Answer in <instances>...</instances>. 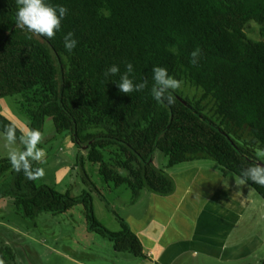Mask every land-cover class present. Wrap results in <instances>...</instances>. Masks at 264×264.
<instances>
[{
	"label": "trees",
	"instance_id": "16d2710c",
	"mask_svg": "<svg viewBox=\"0 0 264 264\" xmlns=\"http://www.w3.org/2000/svg\"><path fill=\"white\" fill-rule=\"evenodd\" d=\"M51 3L66 6L69 14L49 39L16 27L17 0H0V99H13L28 128L42 133L51 119L57 135L70 136L78 162L97 166L110 191L130 190V203L143 191L171 195L174 182L154 165L156 152L167 158L166 169L207 159L239 180L244 169L264 166L255 155L264 152V0ZM251 22L260 29L247 27ZM68 32L78 40L71 53L63 43ZM255 33L259 40L247 37ZM197 48L201 53L193 66L191 53ZM126 63L133 64L136 82L147 80L143 91L120 93L119 77L105 78L110 66L123 72ZM157 66L191 89L177 90L174 105L160 104L151 94V71ZM9 126L23 134L0 113V133ZM85 177L90 191L72 197L37 185V178L27 179L8 157L0 158V201H9L28 220L81 205L91 232L108 239L116 252L146 259L121 216L116 214L117 232L97 221L92 192L101 193ZM245 184L264 200V185ZM15 263L11 248L0 250V264Z\"/></svg>",
	"mask_w": 264,
	"mask_h": 264
},
{
	"label": "rangeland",
	"instance_id": "374dc122",
	"mask_svg": "<svg viewBox=\"0 0 264 264\" xmlns=\"http://www.w3.org/2000/svg\"><path fill=\"white\" fill-rule=\"evenodd\" d=\"M247 27L260 29L254 22ZM247 37L259 40L260 36L255 33L248 34ZM179 90L182 94L191 89L183 85ZM0 113L23 134L29 129L27 118L17 111L12 98L0 99ZM39 147L44 149L46 156L42 162H33L43 169V175L37 177L36 184L78 197L91 189L86 174L101 193L100 196L96 191L92 192L93 211L97 221L107 230H120L116 214L123 217V212H128L129 207L135 206L137 202L136 209L144 206L141 194L136 201L129 204L132 197L130 190L122 187L110 191L98 174L97 166L86 160L80 164L77 160L79 151L72 144L70 136L67 133L57 135L51 119L45 121ZM16 148L23 150V145L17 142ZM7 151L3 137L0 136V158L7 157ZM261 153L262 151L257 150L255 155L264 163V155ZM80 155L85 156V153L81 152ZM166 164L167 158L156 152L154 165L168 175L177 173L187 165L179 164L172 169H166ZM192 165L210 167L221 173L218 164L211 160H197ZM228 175L232 187L236 186L234 188L251 201L231 239L229 238L230 244L237 239H247L256 234L264 241V200L247 184H241L235 175ZM7 246L15 254V264H139L142 261L131 254L116 252L108 239L91 232L81 205L64 214L40 213L34 220H28L17 213L9 201H0V250ZM263 258L264 244L240 261L220 262L199 251L195 259L187 254L176 264H260Z\"/></svg>",
	"mask_w": 264,
	"mask_h": 264
},
{
	"label": "crops",
	"instance_id": "0c3cea01",
	"mask_svg": "<svg viewBox=\"0 0 264 264\" xmlns=\"http://www.w3.org/2000/svg\"><path fill=\"white\" fill-rule=\"evenodd\" d=\"M195 161L169 175L175 186L171 195L143 191L141 210L137 202L123 212L147 256L139 264H176L187 254L195 259L199 251L220 262L240 261L263 246L257 234L230 244L251 201L232 187L228 174L193 166Z\"/></svg>",
	"mask_w": 264,
	"mask_h": 264
},
{
	"label": "clouds",
	"instance_id": "9594fccd",
	"mask_svg": "<svg viewBox=\"0 0 264 264\" xmlns=\"http://www.w3.org/2000/svg\"><path fill=\"white\" fill-rule=\"evenodd\" d=\"M18 10L16 12V27L30 33L38 34L49 39L55 37L61 30V24L69 14V9L62 4H53L51 0H17ZM64 48L71 53L78 45V40L73 32H68L63 37ZM201 50L197 48L191 53V64L195 66L199 62ZM134 67L132 63L124 65L121 72L119 65L110 66L104 73L105 78L118 76L115 83L120 93L130 94L141 92L147 87V80L136 82L133 76ZM153 81L151 94L160 104L174 105L176 97L174 93L181 89L183 81L169 75L165 67H154L151 71ZM7 147V157L11 167L17 172H23L27 179L34 180L43 175V169L32 170L33 162H42L46 156L43 148L39 147L42 142V133L38 129H27L18 136L17 128L9 126L0 133ZM20 142L23 150H17L16 144ZM264 155V152L261 153ZM251 181L255 184L264 185V166L254 165L242 171L240 183Z\"/></svg>",
	"mask_w": 264,
	"mask_h": 264
}]
</instances>
